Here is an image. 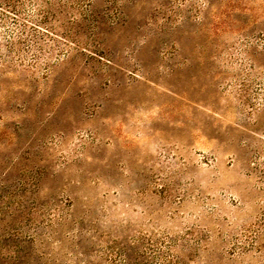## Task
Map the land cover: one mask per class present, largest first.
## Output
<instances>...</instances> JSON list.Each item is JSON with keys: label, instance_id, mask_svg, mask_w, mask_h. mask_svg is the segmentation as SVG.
Returning <instances> with one entry per match:
<instances>
[{"label": "rangeland", "instance_id": "rangeland-1", "mask_svg": "<svg viewBox=\"0 0 264 264\" xmlns=\"http://www.w3.org/2000/svg\"><path fill=\"white\" fill-rule=\"evenodd\" d=\"M0 264H264V0H0Z\"/></svg>", "mask_w": 264, "mask_h": 264}]
</instances>
